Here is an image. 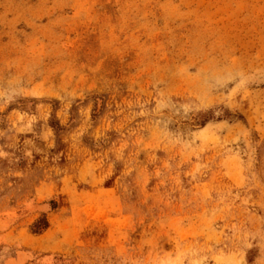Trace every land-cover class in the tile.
<instances>
[{
    "label": "rangeland",
    "instance_id": "rangeland-1",
    "mask_svg": "<svg viewBox=\"0 0 264 264\" xmlns=\"http://www.w3.org/2000/svg\"><path fill=\"white\" fill-rule=\"evenodd\" d=\"M0 264H264V0H0Z\"/></svg>",
    "mask_w": 264,
    "mask_h": 264
}]
</instances>
